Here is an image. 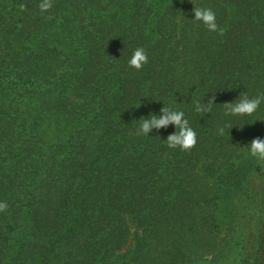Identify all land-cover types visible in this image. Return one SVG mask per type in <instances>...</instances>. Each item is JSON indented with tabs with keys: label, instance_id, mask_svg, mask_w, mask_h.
Wrapping results in <instances>:
<instances>
[{
	"label": "trees",
	"instance_id": "1",
	"mask_svg": "<svg viewBox=\"0 0 264 264\" xmlns=\"http://www.w3.org/2000/svg\"><path fill=\"white\" fill-rule=\"evenodd\" d=\"M40 3L0 0V264H264V103L223 104L264 94V0ZM163 105L191 149L138 134Z\"/></svg>",
	"mask_w": 264,
	"mask_h": 264
},
{
	"label": "clouds",
	"instance_id": "2",
	"mask_svg": "<svg viewBox=\"0 0 264 264\" xmlns=\"http://www.w3.org/2000/svg\"><path fill=\"white\" fill-rule=\"evenodd\" d=\"M52 7L51 0H41L39 9L46 12ZM194 16L192 19L202 23L209 31L218 30L216 23V13L207 7H197L193 9ZM222 32V29H220ZM127 63L130 67L137 70L141 69L144 64L148 63V53L143 47H137L132 51ZM214 97L210 96L205 102L204 98L195 103V111L198 113H208L214 103ZM234 101V100H233ZM223 103L225 114L228 116L252 115L260 105L264 103V94H257L250 97L247 93L240 95L235 102ZM140 120V119H139ZM169 123L175 126V132L167 137V146L172 149L179 148L181 150H189L197 143V132L191 127L185 113L182 110L173 107H163L158 114L149 113L147 117L140 120L138 134L141 136H149V132L155 128L166 127ZM232 126H230L231 128ZM219 134L224 133V128L218 129ZM248 152L251 156L259 160H264V138H254L248 145ZM8 204L0 201V211L5 210Z\"/></svg>",
	"mask_w": 264,
	"mask_h": 264
},
{
	"label": "rangeland",
	"instance_id": "3",
	"mask_svg": "<svg viewBox=\"0 0 264 264\" xmlns=\"http://www.w3.org/2000/svg\"><path fill=\"white\" fill-rule=\"evenodd\" d=\"M127 244H128L129 247H132L133 246V240L130 239Z\"/></svg>",
	"mask_w": 264,
	"mask_h": 264
}]
</instances>
